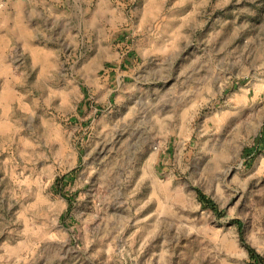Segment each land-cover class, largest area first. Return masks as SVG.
<instances>
[{
    "label": "rangeland",
    "instance_id": "obj_1",
    "mask_svg": "<svg viewBox=\"0 0 264 264\" xmlns=\"http://www.w3.org/2000/svg\"><path fill=\"white\" fill-rule=\"evenodd\" d=\"M0 264H264V0H0Z\"/></svg>",
    "mask_w": 264,
    "mask_h": 264
},
{
    "label": "trees",
    "instance_id": "obj_2",
    "mask_svg": "<svg viewBox=\"0 0 264 264\" xmlns=\"http://www.w3.org/2000/svg\"><path fill=\"white\" fill-rule=\"evenodd\" d=\"M199 196H200V199L202 201H204L206 204H208V206L215 207L214 203L210 199H208L204 193L199 192ZM253 256L256 257V258H259L257 256V254H254Z\"/></svg>",
    "mask_w": 264,
    "mask_h": 264
}]
</instances>
